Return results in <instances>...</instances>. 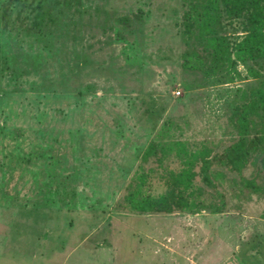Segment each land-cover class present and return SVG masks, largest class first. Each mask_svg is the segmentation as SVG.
Listing matches in <instances>:
<instances>
[{
	"label": "rangeland",
	"instance_id": "374dc122",
	"mask_svg": "<svg viewBox=\"0 0 264 264\" xmlns=\"http://www.w3.org/2000/svg\"><path fill=\"white\" fill-rule=\"evenodd\" d=\"M37 1L0 0V264H264L263 202L241 181L264 185L260 157L240 174L212 158L215 187L197 159L196 211H132L124 198L139 173L156 194L182 166L158 141L223 157L257 85L246 67L205 74L209 53L192 40L200 64L183 67L187 0H81L31 26ZM218 29L230 45L244 34L224 13Z\"/></svg>",
	"mask_w": 264,
	"mask_h": 264
},
{
	"label": "trees",
	"instance_id": "16d2710c",
	"mask_svg": "<svg viewBox=\"0 0 264 264\" xmlns=\"http://www.w3.org/2000/svg\"><path fill=\"white\" fill-rule=\"evenodd\" d=\"M44 1H37L30 11L31 26H36L44 17L54 23V16L57 15L53 11L56 8L54 6H60L62 10L74 7L75 12H78L81 5V0H46V3L50 2L47 3L49 8L43 10L42 2ZM187 3L188 8L184 12L182 36L188 48L183 53V67L185 69L196 68L200 64V61L197 65L189 63V60L197 55L193 50V43L197 42L210 56V67L205 70V74L214 73L224 66H233L239 62L246 67L247 73L256 79L257 85L250 89V100L235 109V114L237 112L235 118L237 139L224 149L222 158L213 155L207 159L208 151L204 145L198 150H192L183 141H170L169 144L165 145L158 141L159 143L155 144L159 145L162 156L173 152L181 159L182 166L179 170L168 171L164 191L156 194H150L146 190V186H149L147 176L150 173H139L136 176L137 182L124 197L128 209L132 211L169 213L178 210L191 212L205 206L201 196L202 190L193 181L196 174L193 167L197 159L202 161L200 173L203 183L210 187L216 185L208 172L212 158L226 166L229 171H235L239 174L248 164L255 163L257 157H260L259 160L264 167V79L262 73L252 65V63L259 64L260 61L264 62V0H187ZM223 13L230 20L242 18L244 34L232 45L225 35L219 34L218 25ZM117 21L126 23L128 17L122 16ZM117 34L119 36V33ZM118 36L115 38L116 40H124L121 35ZM125 49L133 50L134 42L127 44ZM2 58L3 56H0V60ZM6 65L7 62L4 61V66ZM254 115L259 118L258 122L252 117ZM251 129L254 130L252 136L249 135ZM155 145L151 142L146 147L143 152V159L155 153ZM253 154L254 156L250 160ZM157 160L161 162L162 157H158ZM219 177H222V174L216 172L215 178ZM241 181L249 188V194L254 193L262 199L263 214L260 215L264 219V185L257 184L252 178H242ZM219 184L223 185V181ZM235 185L237 186L236 183ZM237 188L241 189V186H237ZM218 195L222 197L220 193ZM213 210L218 211L219 204L215 205Z\"/></svg>",
	"mask_w": 264,
	"mask_h": 264
}]
</instances>
